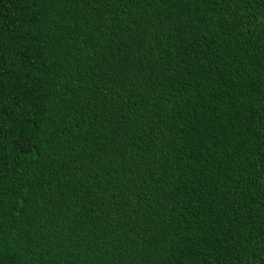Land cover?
<instances>
[{
    "label": "trees",
    "instance_id": "1",
    "mask_svg": "<svg viewBox=\"0 0 264 264\" xmlns=\"http://www.w3.org/2000/svg\"><path fill=\"white\" fill-rule=\"evenodd\" d=\"M0 264H264V0H0Z\"/></svg>",
    "mask_w": 264,
    "mask_h": 264
}]
</instances>
